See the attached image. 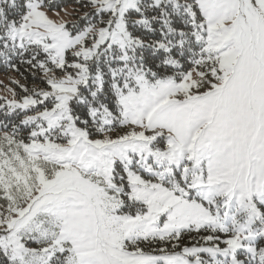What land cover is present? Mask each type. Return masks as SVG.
Returning a JSON list of instances; mask_svg holds the SVG:
<instances>
[{"label":"snow or ice","instance_id":"snow-or-ice-1","mask_svg":"<svg viewBox=\"0 0 264 264\" xmlns=\"http://www.w3.org/2000/svg\"><path fill=\"white\" fill-rule=\"evenodd\" d=\"M0 264H264V0H0Z\"/></svg>","mask_w":264,"mask_h":264},{"label":"rangeland","instance_id":"rangeland-1","mask_svg":"<svg viewBox=\"0 0 264 264\" xmlns=\"http://www.w3.org/2000/svg\"><path fill=\"white\" fill-rule=\"evenodd\" d=\"M0 81H4L5 84L8 83L7 75L5 74V70L2 66H0ZM6 94L2 89H0V95Z\"/></svg>","mask_w":264,"mask_h":264}]
</instances>
